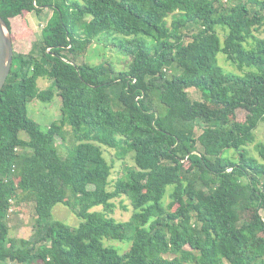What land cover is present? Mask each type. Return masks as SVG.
Segmentation results:
<instances>
[{
	"label": "trees",
	"instance_id": "16d2710c",
	"mask_svg": "<svg viewBox=\"0 0 264 264\" xmlns=\"http://www.w3.org/2000/svg\"><path fill=\"white\" fill-rule=\"evenodd\" d=\"M46 8L0 93V264H264V143L259 157L248 149L264 122V0H0L13 40V18ZM118 35L126 69L79 61ZM221 52L243 72L224 69ZM56 95L60 119L43 130L29 103ZM103 146L135 161L113 189ZM122 195L127 220L113 216ZM27 200L36 223L14 237L10 209ZM58 203L78 226L54 217Z\"/></svg>",
	"mask_w": 264,
	"mask_h": 264
},
{
	"label": "rangeland",
	"instance_id": "374dc122",
	"mask_svg": "<svg viewBox=\"0 0 264 264\" xmlns=\"http://www.w3.org/2000/svg\"><path fill=\"white\" fill-rule=\"evenodd\" d=\"M224 1L228 4L231 3V0ZM52 12V9L46 8L40 13L34 12L30 16V13H27L22 17L18 16L16 19L12 20V30H14L15 33H22L23 36H27L28 33L30 34L26 39L18 40L20 37L17 38V40L14 42V48L16 51L28 52L32 48L33 43L41 37L42 30L50 19ZM169 19L171 21L172 17L170 16ZM191 28L192 32H198L200 30V25L192 24ZM218 29L221 38L223 39L225 35L224 31L222 27H219ZM188 32L190 34L192 33L191 31ZM261 35H264V33ZM115 37L121 38L120 35L111 36L109 38H106L105 36L97 37L96 41L90 45L88 50L80 57L79 61H86V63H99L108 60L113 66H115L117 71L126 69L127 65L132 60V56H130L125 51H122L117 46V44L114 43ZM98 39L100 40L98 41ZM218 60L226 70L240 73L243 72L237 66L233 65V63L229 62L222 52L219 53ZM168 70L169 76L178 71L176 65H172ZM50 84L51 80L49 79H39V86L41 89L48 88ZM189 92L195 99H200L202 96L201 91L196 88H190ZM61 104V97L58 95L55 96L52 102H44L41 99L36 98L32 100L31 103H29V115L40 124L43 130H47L54 121L60 119ZM201 127L202 125L197 128L198 133L202 131ZM21 137L28 139L29 136L25 131H22ZM66 137V141L62 140L60 137L58 138L59 150L64 155H66L68 152L67 147L74 141L70 129L67 130ZM258 142L264 143V122H262L256 130V142L248 146V149L251 151V153L257 157L260 156L256 146ZM103 150L107 160L113 165L109 186L111 189H113L115 181L124 173L125 168L135 166L133 153H128L125 158L122 159L117 156L116 148L103 146ZM168 189L170 192L172 186H169ZM165 199L167 203L171 200L169 193ZM113 201L116 203L113 216L118 220L129 219L133 212V207L130 203V200L126 196L122 195L120 197L114 198ZM96 209H102V207L99 206L96 207ZM261 212L264 216V210ZM53 215L56 219H59L72 226H78L81 221V218L75 212L62 203L55 205L53 208ZM9 221L11 225L12 236L24 238L29 237L32 234L33 225L36 223L34 202L27 200L20 204H14L10 209ZM106 242L119 246L122 252L130 247V242L127 241L122 242L118 240H107Z\"/></svg>",
	"mask_w": 264,
	"mask_h": 264
},
{
	"label": "water",
	"instance_id": "95a60500",
	"mask_svg": "<svg viewBox=\"0 0 264 264\" xmlns=\"http://www.w3.org/2000/svg\"><path fill=\"white\" fill-rule=\"evenodd\" d=\"M14 51V41L9 25L0 14V93L11 72Z\"/></svg>",
	"mask_w": 264,
	"mask_h": 264
},
{
	"label": "crops",
	"instance_id": "0c3cea01",
	"mask_svg": "<svg viewBox=\"0 0 264 264\" xmlns=\"http://www.w3.org/2000/svg\"><path fill=\"white\" fill-rule=\"evenodd\" d=\"M30 14H29V16L30 15H32L34 12H29ZM20 17H22V15H19ZM18 17V16H17ZM13 19H16V17L15 18H13ZM12 19V20H13ZM13 23V22H12ZM13 31V33H14V35H15V40H13L14 42L17 40V38H19L18 40H20V39H26V38H28L29 36H23V34L22 33H20V34H18V33H15L14 32V30H12Z\"/></svg>",
	"mask_w": 264,
	"mask_h": 264
}]
</instances>
